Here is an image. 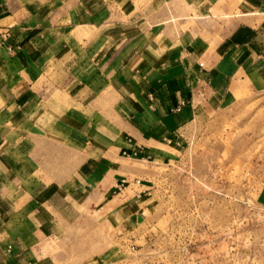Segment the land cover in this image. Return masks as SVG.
I'll list each match as a JSON object with an SVG mask.
<instances>
[{
	"label": "crops",
	"instance_id": "1",
	"mask_svg": "<svg viewBox=\"0 0 264 264\" xmlns=\"http://www.w3.org/2000/svg\"><path fill=\"white\" fill-rule=\"evenodd\" d=\"M13 80L25 143L0 146V264L46 230L63 182L26 133L60 138L67 162L97 153L82 180L114 192L126 159L165 160L202 112L264 92V0H0V93Z\"/></svg>",
	"mask_w": 264,
	"mask_h": 264
},
{
	"label": "rangeland",
	"instance_id": "2",
	"mask_svg": "<svg viewBox=\"0 0 264 264\" xmlns=\"http://www.w3.org/2000/svg\"><path fill=\"white\" fill-rule=\"evenodd\" d=\"M15 81L0 93V146L25 143ZM185 132L165 160L126 159L119 176L129 183L115 193L107 180L93 188L82 180L97 153L67 162L60 138L26 133L51 164L46 174L64 183L43 195L48 226L19 264H264V92L241 88Z\"/></svg>",
	"mask_w": 264,
	"mask_h": 264
},
{
	"label": "built area",
	"instance_id": "3",
	"mask_svg": "<svg viewBox=\"0 0 264 264\" xmlns=\"http://www.w3.org/2000/svg\"><path fill=\"white\" fill-rule=\"evenodd\" d=\"M182 103H183V102H182ZM182 103H181V104H182ZM181 104H180V105H181ZM179 107H180V106H177L175 109L178 111V110H179ZM167 142L169 143L170 141H167ZM133 182H134L135 184H140V179H134ZM127 183H129V179L121 178V179H120L117 183H115L114 186H113V188H114V193H115V192H118V191L122 190L124 187H126ZM132 249H133V247H132Z\"/></svg>",
	"mask_w": 264,
	"mask_h": 264
}]
</instances>
